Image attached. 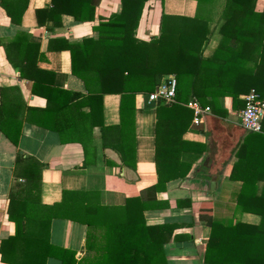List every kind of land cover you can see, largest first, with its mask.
Listing matches in <instances>:
<instances>
[{"label":"trees","instance_id":"trees-1","mask_svg":"<svg viewBox=\"0 0 264 264\" xmlns=\"http://www.w3.org/2000/svg\"><path fill=\"white\" fill-rule=\"evenodd\" d=\"M99 1L49 0L48 7L34 10L35 22L37 26L51 22L59 27L61 17L67 16L74 23H89ZM147 1L150 0H119L120 12L92 27L96 32L94 39L84 38L73 43L55 39L53 42L57 45H47V51L68 52L70 74L83 83L84 94L54 89L36 75L48 73L37 71L38 46L23 42V32L18 31L9 42L0 43L7 63L17 72L18 78L30 82V94L45 100V107L28 108L27 113L49 120L58 117L101 120L102 96L118 95L120 122L117 129L120 132L128 120L132 124L134 95L145 96L153 91L165 74L175 78L176 100L188 93L219 117L226 115L222 103L217 101L219 96L229 97L231 110L243 107L239 96L250 89L264 101V6L256 11L258 0H222L219 15L222 24L218 29L221 40L206 59L202 58V50L217 0H190L195 3L192 16L161 12L157 38L143 42L133 38V31ZM157 1L162 5L163 0ZM25 7L26 0H0V8L12 25H20ZM193 85L201 90L193 91ZM202 96L209 100H201ZM84 107L87 112L80 111ZM184 110L177 104L155 106L153 163L156 183L138 195L126 197L119 206L100 205L97 192L66 190L61 191L58 202L40 204L38 176L42 166L18 154L15 163L21 164L23 171L15 176L6 209L7 220L13 224V235L0 241V262L45 264L51 258L60 264H165L163 245L170 238L172 227L148 226L143 213L154 209L155 194L163 190L167 182L183 179L188 172V164L180 162L179 157L196 145L179 142L190 122V116L186 120L178 116L177 112ZM104 130L110 129L100 126L103 134ZM261 130L262 134L243 135L228 173L229 181L239 183L235 210L257 215L258 224L233 221L222 225L211 220L209 215H199L209 228L207 262L212 259L214 264H264V114ZM0 132L10 143H15L1 125ZM121 141L123 137L110 147L122 164L127 165V153ZM79 143L83 147V142ZM101 146L109 147L103 140ZM258 181L262 182V187L256 196ZM208 208L205 207L204 212ZM53 219L86 228V254L78 261L72 251L49 243L48 230Z\"/></svg>","mask_w":264,"mask_h":264},{"label":"crops","instance_id":"crops-1","mask_svg":"<svg viewBox=\"0 0 264 264\" xmlns=\"http://www.w3.org/2000/svg\"><path fill=\"white\" fill-rule=\"evenodd\" d=\"M221 3L222 0H217L212 10V20L208 23L209 35L202 50L203 59L212 55L221 40L218 32L222 24L219 19ZM48 5L49 0H26L19 26L10 24L0 8V43L5 44L18 31L23 32V42L38 46L37 71L49 74L36 75L54 89L84 94L83 83L70 74L68 52L47 51V45H57L53 42L55 39L73 43L84 38H96L92 27L117 15L120 12L119 0H100L89 23H74L70 17L62 16L59 27H54L51 22L37 26L34 10ZM263 6L264 1L258 0L255 10L261 11ZM194 10L195 3L190 0H163L162 5L157 0L147 1L133 31V38L143 42L157 38L161 12L192 16ZM169 75L172 74L163 75L160 81ZM192 90L201 89L193 85ZM177 99L174 97L173 104L185 109L183 113L177 112L180 119L186 120L190 116L189 125L179 137V142L196 146L180 154L179 161L188 164V172L183 179L167 182L164 189L155 194L154 209L143 213L144 223L148 226L172 227L170 238L163 245L165 264H214L212 259L206 261L209 228L199 215H209L211 220L222 225L237 221L255 226L259 221L257 215L235 210L239 183L228 180L235 151L245 132L236 127L233 121L238 110L230 109L229 97L219 96L217 100L226 110L223 117L200 105L188 93ZM239 99L242 100L243 95ZM201 100L208 101L209 98L202 96ZM190 101H195L200 108L209 109L208 113L200 116L196 126L191 124L192 113L186 107ZM100 104L101 120H63L60 117L49 120L44 116H33L32 112L28 114V108L45 107V100L30 94V82L18 78L0 47V125L15 141L14 144L10 143L0 132V241L13 235V224L7 220L6 209L15 176L23 171L22 165L15 163L18 154L22 158L30 157L42 166L38 176L39 202L42 205L58 202L61 191L66 190L97 192L100 205L119 206L126 197L138 195L156 183L153 163L155 106L147 105L143 95L135 94L132 124L128 120L119 132V96L103 95ZM80 111L87 112V107ZM100 126L110 130H104L103 134ZM119 137H123L121 145L127 153V165L122 164L116 151L110 147L117 144ZM102 140L109 147H102ZM17 181L22 183L21 179ZM255 186L257 196L262 182H256ZM208 206V211L204 212ZM86 231L80 224L53 219L49 224L48 240L56 247L72 251L74 259L78 261L86 254ZM45 264L60 262L50 258Z\"/></svg>","mask_w":264,"mask_h":264},{"label":"built area","instance_id":"built-area-1","mask_svg":"<svg viewBox=\"0 0 264 264\" xmlns=\"http://www.w3.org/2000/svg\"><path fill=\"white\" fill-rule=\"evenodd\" d=\"M176 81L174 76L164 77L157 87L144 96L147 105L156 106L157 104L169 105L174 103ZM243 107L235 115V125L245 133L262 134L261 121L264 114V101L259 94L250 89L243 96ZM186 107L191 110V124H199V118L203 113H208V108H200L195 101H190Z\"/></svg>","mask_w":264,"mask_h":264},{"label":"rangeland","instance_id":"rangeland-1","mask_svg":"<svg viewBox=\"0 0 264 264\" xmlns=\"http://www.w3.org/2000/svg\"><path fill=\"white\" fill-rule=\"evenodd\" d=\"M233 121H235V120H233Z\"/></svg>","mask_w":264,"mask_h":264}]
</instances>
